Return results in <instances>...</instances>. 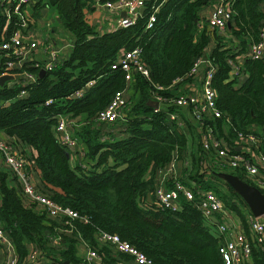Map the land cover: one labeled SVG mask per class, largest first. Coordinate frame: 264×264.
<instances>
[{"label":"trees","instance_id":"16d2710c","mask_svg":"<svg viewBox=\"0 0 264 264\" xmlns=\"http://www.w3.org/2000/svg\"><path fill=\"white\" fill-rule=\"evenodd\" d=\"M104 1L28 0L19 7L21 12L29 6L33 18L44 4L53 6L73 39L67 58L42 74L38 75L39 69L31 61L13 70L35 73L34 82L0 85V135L26 156L39 191L87 216L88 221L73 220L70 232L58 231L64 225L37 210L33 203H24L15 176L0 169V222L12 241L17 264H28L31 249H36L37 258L45 264H80V238L98 252L100 264L128 260L125 254L114 257L107 245L96 244L97 231L117 234L152 264H223L215 223L203 218L194 202L180 200L178 209L170 210L154 199L157 171L174 156L181 160L177 179L194 194L196 190H211L241 223L250 242L248 260L242 264H264V250L251 240L244 222L250 214L246 203L233 186L216 176L217 171L227 169L206 164L207 153L200 147L194 126L186 123V128H181L165 113L176 110L165 104V110L154 112L152 108L156 95L177 93L178 81L186 79L192 62L209 46L208 56L214 66L211 87L221 114L216 126L209 122L216 137L229 142L237 132L264 127V61L244 58L246 76L237 84L227 63L228 58L258 40L264 26V0H226L231 19L224 35L208 30L200 15L212 0H144L145 8L132 25L100 33L85 14L96 2ZM149 14H153V22L146 29ZM26 19L28 26L29 17ZM20 22L10 5L0 4V43ZM134 47L139 48V60L148 77L131 71L123 118L102 127L95 115L114 91L126 87L123 72L110 65L121 51ZM0 55L5 51L0 49ZM156 86L168 87L167 92ZM20 90L24 94L18 96ZM81 114L82 123L74 134L83 145L84 158L91 162L84 172L68 164V148L59 143L55 131L58 116L76 119ZM261 152L264 155V145ZM210 157L214 158L212 153ZM227 173L254 185L241 169ZM262 185L256 187L264 195ZM54 234L59 241L52 245L48 236Z\"/></svg>","mask_w":264,"mask_h":264},{"label":"built area","instance_id":"2783aa9c","mask_svg":"<svg viewBox=\"0 0 264 264\" xmlns=\"http://www.w3.org/2000/svg\"><path fill=\"white\" fill-rule=\"evenodd\" d=\"M28 0H0L1 3L10 5L12 12L21 20L19 26L0 43V49L5 51V55H0V76L13 75L15 69H20L21 65L27 61L26 56L36 47V42L24 39L27 21L24 11H19V7L26 5ZM103 7L111 10L115 14L114 28L127 27L134 23L140 14V8H145L144 0H105ZM207 10L201 17L204 18L208 30H213L217 35H224L226 27L231 19V13L226 0H212L206 7ZM153 22V14H149L145 22V28H150ZM200 29V26H199ZM209 46L202 48L201 54L195 58L186 75L184 81H179L180 86L173 96L162 97L156 95L152 106L153 111L165 110L163 104L170 106L175 111L165 113L170 121L176 124L191 121L198 133L199 144L203 151L207 153L206 164L217 169H241L245 175L254 183L253 186H263L264 182V155L261 146L264 145V127L252 129L247 133L237 132L231 141L217 138L211 124L220 118L221 114L216 107L215 92L211 87V78L214 73V66L211 63L208 53ZM54 51L51 56L54 58ZM7 57L5 59H1ZM260 59L264 61V26L261 28L258 40L251 42L241 56L230 57L227 63L230 66V75L241 82L245 77L242 64L237 59ZM242 62V61H241ZM52 61L39 63L32 62V66L39 70L50 69ZM111 69H119L123 72L126 83L131 80V71L147 77L148 70L139 60V48L134 47L127 51H121L110 65ZM21 75L25 82L35 81L36 74L25 70L16 72ZM241 79V80H240ZM92 80L88 82L91 84ZM127 85V84H126ZM126 88V87H125ZM124 89L116 90L112 93L107 104L95 115V121L106 125L121 121L124 110L127 106V98ZM157 90L162 89L156 86ZM24 94L23 90L18 92V96ZM76 95H79L78 93ZM46 103L49 100L45 101ZM207 121V123H206ZM227 124L226 121H222ZM68 121L63 116L56 118L55 131L59 136V143L66 147H75L78 139L70 132ZM223 135L226 136V133ZM212 153L214 158L210 157ZM0 156L5 170L10 172L17 179L21 187V195L24 203H33L35 208L43 211L49 218L63 224V228L58 231L68 233L72 229V221L78 220L86 223L88 217L79 215L76 211L67 206L60 205L53 201L46 194L39 191L34 181V176L29 168V161L24 154L15 150L12 145L0 136ZM175 156L167 163L165 168L159 169L156 174L153 196L158 205L170 210L178 209L180 200L192 201L200 211L203 218L212 220L215 223V231L221 237V243L217 250L223 264H242L248 260L250 254V242L247 235L235 229V223L229 210L224 206L222 200L211 190H196V194L184 183L177 179L175 173ZM171 184L167 185V181ZM262 216V215H261ZM214 219V220H213ZM245 225L261 249L264 250V221L260 216L251 213L246 216ZM241 231L243 228L241 226ZM80 238L79 236H77ZM48 239L52 245L57 244L59 236L49 235ZM96 244L107 245L111 255L123 253L128 257L131 264H152L143 253L130 243L121 240L117 234L105 231H97L94 235ZM0 249L5 254V259L0 264H17L16 254L13 244L0 222ZM82 252L80 264H100L101 258L98 252L90 247L82 238L77 243V251ZM79 253V252H78ZM36 249H31L28 253V264H45L37 258ZM126 261L119 260L114 264H125Z\"/></svg>","mask_w":264,"mask_h":264},{"label":"crops","instance_id":"0c3cea01","mask_svg":"<svg viewBox=\"0 0 264 264\" xmlns=\"http://www.w3.org/2000/svg\"><path fill=\"white\" fill-rule=\"evenodd\" d=\"M264 5V3H263ZM207 8L201 11L200 15L204 14ZM25 16L29 17V25L26 27V30L24 31V39L29 41L36 42V47L33 49L32 52H30L27 56V62H33L37 61L39 63H43L45 61H52L53 63L58 62L60 60H63L67 58L69 55V52L71 50L72 45V35L70 32H68L66 29L63 28V26L60 23V20L57 16L56 10L53 6L44 4L41 8H39L38 16L37 17H31L33 10L29 6H26L23 9ZM86 20L94 25L95 29L98 32L102 31H111L112 28H114V19L115 14L106 8L103 7L102 3L96 2L94 4V9L85 14ZM230 24V23H229ZM228 27V25H227ZM48 28V29H47ZM234 43H237L236 40H234ZM248 47V46H247ZM247 49V48H246ZM245 49V50H246ZM51 51H54V58L51 56ZM243 52H238L235 54L236 57L241 56ZM239 63H242L243 59H237ZM17 64H14L13 70H16ZM16 72L13 71V75L11 79L6 80L3 84H7L8 86L12 85L13 83H23L25 84V81H20V78H22L21 75H18ZM246 76V74H245ZM148 77V76H147ZM146 77V78H147ZM245 78V77H244ZM243 78V79H244ZM242 79V81H243ZM241 80V79H240ZM178 81V80H177ZM179 82V81H178ZM176 83V82H174ZM173 83V84H174ZM2 84V85H3ZM126 88L124 93L127 95L129 90L130 81L126 83ZM168 87H162L163 92H167ZM152 106H154V103H152ZM84 115L81 114L76 119H78V122H76V119H66L69 123L70 132L73 136H75L74 131H76L77 127H79L80 123H82L80 118H82ZM186 123H189L190 125L194 126V124L191 121H185L184 123H179L178 125L181 128H186ZM102 124V123H101ZM215 125V124H214ZM106 126V125H105ZM216 126V125H215ZM222 126V125H221ZM195 128V126H194ZM225 125H223V129H225ZM225 133V130H223V134ZM76 137V136H75ZM199 141V137H198ZM68 148V164L74 168L76 166V169L79 170V172H84L88 170L90 167L91 162L86 161L87 159L84 158V150L83 145L78 141L77 145L75 147H67ZM186 162H183L185 164ZM180 166H181V160L176 158L175 161V173L177 178L180 176ZM0 169L5 170V166L3 165L2 158L0 156ZM227 171H217V173H227L230 169L226 168ZM234 170V169H231ZM179 173V174H178ZM31 174L34 176V181L37 183V176L33 171H31ZM232 176V174H230ZM235 176V175H233ZM237 177V176H236ZM13 184V183H12ZM232 221L236 224L234 227L239 232L241 231V223L238 219L235 217H232ZM214 232L215 228H214ZM244 233V232H243ZM249 237L252 240L251 234L248 232ZM246 235V234H245ZM5 254L0 249V263L4 261ZM125 264H131L129 260L125 262Z\"/></svg>","mask_w":264,"mask_h":264},{"label":"water","instance_id":"95a60500","mask_svg":"<svg viewBox=\"0 0 264 264\" xmlns=\"http://www.w3.org/2000/svg\"><path fill=\"white\" fill-rule=\"evenodd\" d=\"M144 10L143 7L140 8V13ZM229 25V24H228ZM44 71L40 70L38 75L42 74ZM12 75H1L0 85H2L6 80L11 79ZM105 123L101 126L105 127ZM216 176L227 181L235 190L242 196L244 202L246 203L249 212L254 216L264 215V195L260 193L259 189L253 185L246 184L240 181L236 176H231L225 173H216ZM214 220V219H213Z\"/></svg>","mask_w":264,"mask_h":264},{"label":"rangeland","instance_id":"374dc122","mask_svg":"<svg viewBox=\"0 0 264 264\" xmlns=\"http://www.w3.org/2000/svg\"><path fill=\"white\" fill-rule=\"evenodd\" d=\"M47 29H48V28H47ZM125 95H126V94H125ZM126 96H127V95H126ZM173 122L176 124L175 121H173ZM0 136H1V135H0ZM260 217H261V220L264 221V215H262V216H260ZM207 225H209V224L207 223ZM78 250H79V251H78L79 254L82 255V252L80 251L81 249H78Z\"/></svg>","mask_w":264,"mask_h":264},{"label":"clouds","instance_id":"9594fccd","mask_svg":"<svg viewBox=\"0 0 264 264\" xmlns=\"http://www.w3.org/2000/svg\"><path fill=\"white\" fill-rule=\"evenodd\" d=\"M241 64H242V63H241ZM39 71H40V70H39ZM43 71H45V70H43ZM215 122H216V121H214V124H215Z\"/></svg>","mask_w":264,"mask_h":264}]
</instances>
